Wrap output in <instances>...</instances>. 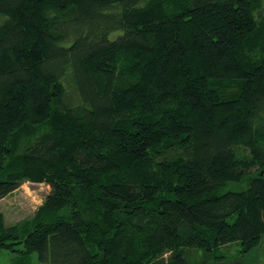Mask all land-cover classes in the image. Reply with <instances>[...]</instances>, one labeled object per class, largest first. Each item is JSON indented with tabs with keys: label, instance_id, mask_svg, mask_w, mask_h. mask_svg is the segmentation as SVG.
Returning <instances> with one entry per match:
<instances>
[{
	"label": "trees",
	"instance_id": "16d2710c",
	"mask_svg": "<svg viewBox=\"0 0 264 264\" xmlns=\"http://www.w3.org/2000/svg\"><path fill=\"white\" fill-rule=\"evenodd\" d=\"M27 182L15 264L264 247V0H0V200Z\"/></svg>",
	"mask_w": 264,
	"mask_h": 264
},
{
	"label": "rangeland",
	"instance_id": "374dc122",
	"mask_svg": "<svg viewBox=\"0 0 264 264\" xmlns=\"http://www.w3.org/2000/svg\"><path fill=\"white\" fill-rule=\"evenodd\" d=\"M239 157L244 156L245 149ZM50 189L46 184L23 183L20 188L6 198L0 200V213H3L5 224L8 226L30 219L35 211L44 203ZM242 248L239 243L230 244L220 248L217 254L223 264H264V247L252 251L246 256L241 254ZM15 254L0 250V264H15ZM168 258V255L165 257ZM34 264H39L35 259Z\"/></svg>",
	"mask_w": 264,
	"mask_h": 264
}]
</instances>
